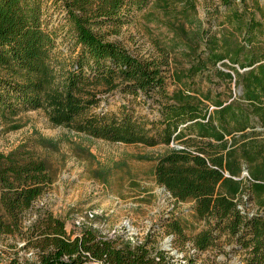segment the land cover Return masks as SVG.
Masks as SVG:
<instances>
[{
    "label": "trees",
    "instance_id": "16d2710c",
    "mask_svg": "<svg viewBox=\"0 0 264 264\" xmlns=\"http://www.w3.org/2000/svg\"><path fill=\"white\" fill-rule=\"evenodd\" d=\"M196 2L0 0V124L16 130L14 118L41 110L54 126L110 143H177L156 159L153 176L175 202L193 203L203 227L189 238L192 248L226 243L241 264H264V0H221L224 10L208 13L217 30L188 34ZM48 4L72 34L66 59L44 25ZM150 7L187 40L182 51L189 66L170 76L164 50L142 58L108 39ZM168 78L177 86L171 91ZM195 79L215 84L202 90ZM114 94L154 106L157 116H139L126 103L104 110ZM53 182L45 159L0 153V236L22 235L24 214ZM165 230L176 240L185 237L178 220H167ZM24 234L38 252L35 264H181L145 243L117 244L92 228L72 236L51 214Z\"/></svg>",
    "mask_w": 264,
    "mask_h": 264
},
{
    "label": "rangeland",
    "instance_id": "374dc122",
    "mask_svg": "<svg viewBox=\"0 0 264 264\" xmlns=\"http://www.w3.org/2000/svg\"><path fill=\"white\" fill-rule=\"evenodd\" d=\"M214 10H224L221 0H197L196 12L192 21L185 24V33L210 26L213 31L217 30L208 14ZM144 14L145 17L141 13L135 14L131 22L108 39L120 42L132 54L142 58H157L164 50L168 53V76L188 67L189 59L182 51L186 37L175 36V31L165 26L163 17L152 7ZM62 16L52 5L44 25L54 34L55 52L59 58L66 59L72 53L73 40ZM217 66L221 68V64ZM214 84L195 79L194 88L199 86L206 90ZM176 87L168 78V89L171 91ZM217 90L220 92L222 88ZM105 103L102 106L109 112H116L126 103L139 116L147 119L157 116L154 106L137 104L120 94L109 96L106 106ZM13 120V125L19 126L16 130L0 124V153L7 155L19 150L21 154L45 159L54 173V182L24 214L22 235L0 236V264L38 262V252L28 244L24 233L45 214L61 219L66 232L72 236L92 228L117 244L145 243L150 252L161 250L181 264H185L184 257H190L194 264H241V256L230 244L218 243L204 252H196L189 238L203 226L194 217L193 203L175 202L155 182L156 159L171 148L179 147L177 143L154 147L110 143L54 126L41 110L28 111ZM167 220L181 223L184 239L176 240L166 232ZM86 264L99 263L90 261Z\"/></svg>",
    "mask_w": 264,
    "mask_h": 264
},
{
    "label": "water",
    "instance_id": "95a60500",
    "mask_svg": "<svg viewBox=\"0 0 264 264\" xmlns=\"http://www.w3.org/2000/svg\"><path fill=\"white\" fill-rule=\"evenodd\" d=\"M238 93H241V89L240 88L238 89ZM244 174H247V172H245Z\"/></svg>",
    "mask_w": 264,
    "mask_h": 264
},
{
    "label": "built area",
    "instance_id": "2783aa9c",
    "mask_svg": "<svg viewBox=\"0 0 264 264\" xmlns=\"http://www.w3.org/2000/svg\"><path fill=\"white\" fill-rule=\"evenodd\" d=\"M89 217H90V218H92V217H93V214H92V213H90V214H89Z\"/></svg>",
    "mask_w": 264,
    "mask_h": 264
}]
</instances>
